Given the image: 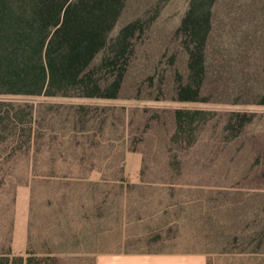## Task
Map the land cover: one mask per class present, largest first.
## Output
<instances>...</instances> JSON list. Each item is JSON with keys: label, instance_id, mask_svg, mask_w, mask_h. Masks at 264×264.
<instances>
[{"label": "rangeland", "instance_id": "374dc122", "mask_svg": "<svg viewBox=\"0 0 264 264\" xmlns=\"http://www.w3.org/2000/svg\"><path fill=\"white\" fill-rule=\"evenodd\" d=\"M188 2L124 0L91 66L105 83L97 97L0 96V260L8 248L27 259L11 248L26 219L35 264H92L60 256L56 233L84 232L102 211L116 240L130 231L111 250L187 247L184 222L215 215L229 248L264 251L263 93L184 102L168 92L188 80L179 31ZM123 29L127 52L112 65L110 41ZM129 174H139L136 184Z\"/></svg>", "mask_w": 264, "mask_h": 264}, {"label": "trees", "instance_id": "16d2710c", "mask_svg": "<svg viewBox=\"0 0 264 264\" xmlns=\"http://www.w3.org/2000/svg\"><path fill=\"white\" fill-rule=\"evenodd\" d=\"M123 2L0 0V96L97 97L105 83L95 79L92 64L108 45ZM180 30L188 80L168 91L179 101L264 96V0H189ZM127 31L110 41L112 65L127 52ZM121 76L106 89L111 97ZM6 254L0 264H35L9 258V248Z\"/></svg>", "mask_w": 264, "mask_h": 264}, {"label": "crops", "instance_id": "0c3cea01", "mask_svg": "<svg viewBox=\"0 0 264 264\" xmlns=\"http://www.w3.org/2000/svg\"><path fill=\"white\" fill-rule=\"evenodd\" d=\"M129 176V179L133 178V183L136 184L135 180H138L139 174H129ZM126 178L128 179V177ZM104 213L105 211H102L100 221L91 222V226L86 225V223L83 229L84 232L70 230L69 236L59 229L56 233L59 245L57 247L55 245V250L58 251L59 255L69 253L70 257L91 259L92 264H264V251L262 250L236 249L231 246L229 248L231 242L226 239V236L230 232L224 234L222 221L215 215H211L204 220L201 215H197L196 220L194 218L192 221L183 223L184 235L181 243L187 247L181 244L180 248L174 250H111L110 245H121L128 242L130 231L125 229V235L128 236L121 235L119 232L116 240V236L111 235L110 228L106 227ZM194 220L197 222V226H195ZM22 223L23 231L19 242L20 247L16 249V238L14 236L11 248L15 253L25 254L28 259L30 255L27 251V237L31 233L29 231L27 235L26 219H23ZM125 228L128 229L129 227L126 226ZM81 243H86L89 249L84 250L81 248L82 245H75ZM67 245H70L69 248ZM21 258L25 261L24 257L21 256Z\"/></svg>", "mask_w": 264, "mask_h": 264}]
</instances>
